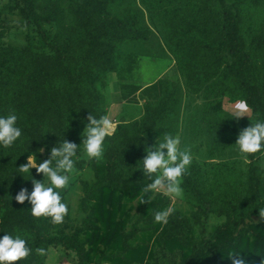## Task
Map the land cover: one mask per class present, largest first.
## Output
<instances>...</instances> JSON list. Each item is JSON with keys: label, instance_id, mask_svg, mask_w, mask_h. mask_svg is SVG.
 <instances>
[{"label": "trees", "instance_id": "16d2710c", "mask_svg": "<svg viewBox=\"0 0 264 264\" xmlns=\"http://www.w3.org/2000/svg\"><path fill=\"white\" fill-rule=\"evenodd\" d=\"M146 3L161 32L149 26L138 0H11L1 10L35 26L44 39L45 26H56L47 52L0 44V116L15 114L22 132L11 147L0 145V239L19 235L32 249L17 264H92L84 235L96 230L91 224L94 202L106 189L140 193L150 183L142 160L164 134L178 135L172 122L178 119L181 95L204 101V136L213 161L220 152L238 150L242 129L264 122V0ZM156 36L174 58L186 95L162 80L157 102L142 99L143 115L118 124L105 139L102 159L86 160L82 143L87 117L108 114L101 83L125 68L126 43L150 46ZM225 99L246 100L252 120L233 117L223 108ZM64 139L78 146L74 170L88 171L91 178L80 181L76 215L71 216L62 196L68 215L62 224L53 225L50 218L33 217L28 201H16L21 188L33 190L32 176L44 179L36 169L31 176L19 174L18 168L30 155L38 162L49 159L51 148ZM263 153L248 156L245 169L214 162L208 174L193 161L181 188L194 207L189 214L175 210L169 217L156 237L152 264H219L230 252L255 254L262 264L264 222L257 220L259 208H264V168L256 161ZM141 223L138 219L131 232L123 234L124 249L111 257L118 259L132 249L129 242L143 232ZM176 247L188 253L177 258ZM37 248H44L46 255H38Z\"/></svg>", "mask_w": 264, "mask_h": 264}, {"label": "rangeland", "instance_id": "374dc122", "mask_svg": "<svg viewBox=\"0 0 264 264\" xmlns=\"http://www.w3.org/2000/svg\"><path fill=\"white\" fill-rule=\"evenodd\" d=\"M7 3H11V0H0V44L4 43L15 47L30 45L36 50L47 52L48 42L51 41L56 31V26H45L46 38L44 39L35 26L28 24L18 15L2 13L1 10ZM138 3L145 10L149 26H151L153 31L161 32V24L154 18L152 6L146 3V0H138ZM123 47L128 55H133L140 60V67L131 63L137 80H152L171 63L170 54L168 53L169 55H167L163 51V47H160L159 43L155 44V41L150 46L142 42H129ZM138 72H140V75ZM181 97L182 101L178 107V119L172 122V125L178 130V135L175 137H179L181 141V150L190 149L192 162L197 161L207 174L211 171L212 164L220 161H228L233 165H237L240 169H245L248 161L240 156L237 149L225 150L217 154L214 161L211 159L204 136L205 123L202 113L204 101L198 97L186 100L184 94ZM236 102L231 103L228 99H225L223 108L234 114ZM182 111H185L184 117L179 115L182 114ZM250 117L251 119L248 116L243 118L251 121L253 118L252 111H250ZM196 131L197 133L195 134ZM162 139L154 141L152 147L157 141L159 142ZM153 150L155 149L153 148ZM166 152L167 150L165 149ZM83 157L86 160H91L86 157L84 152ZM256 163L264 168V153L257 159ZM70 175L69 187L61 192V196L66 198V202L71 209V216L74 217L79 209L82 196L80 181L90 179L91 174L88 171L79 172L73 170ZM152 182L150 180V183ZM153 195L154 198H152ZM158 195L161 197H157ZM163 198L169 197L163 193L145 194L142 191L140 193L132 192L127 194L111 192L108 189L104 190L98 200L94 202L95 212L91 224L96 230L93 229L84 235L87 248L91 252L92 264H152L154 262L155 240L165 224L156 223L154 218H148L154 212L162 211L170 205L174 206L175 210H180L182 214H189L194 207L192 203L184 198L182 193L178 198H169L168 202ZM148 200H150V203H145ZM138 219L142 220L141 228L143 232L129 242L132 249L123 257H118V259L111 257L112 254H120L122 252L124 249L123 234H129L133 224ZM214 222L216 223L217 220H214ZM214 222L212 221V223ZM210 226L213 225L210 224ZM175 250L178 253L177 258L181 257V253H188V250L180 251L178 247ZM242 255L245 256L247 261H251L250 264L260 263L255 254L244 252ZM219 264H231V260L226 257Z\"/></svg>", "mask_w": 264, "mask_h": 264}, {"label": "clouds", "instance_id": "9594fccd", "mask_svg": "<svg viewBox=\"0 0 264 264\" xmlns=\"http://www.w3.org/2000/svg\"><path fill=\"white\" fill-rule=\"evenodd\" d=\"M250 107L246 100H238L234 105L235 118L248 116L250 119ZM17 116L9 114L0 116V145L4 148L11 147L22 132L16 126ZM88 124L83 133L84 153L89 159L100 160L104 154V142L106 137L113 134L115 125L109 115L97 119L93 114L87 117ZM179 137L164 134L163 139L152 147L147 148V155L142 160V171L148 180L143 188V193H163L169 198L180 197L182 193V177L192 162L190 149L181 150ZM238 152L243 159L255 155L264 150V122H255L251 126L239 132L236 144ZM153 148L155 150H153ZM165 149L167 152L165 153ZM78 146L74 142L64 139L59 145L52 147L50 158L38 162L37 157L30 155L25 164L18 168L19 174H31L36 169L37 174H43L44 179L37 180L32 176L33 190L29 193L27 188H21L15 199L19 204L28 201L31 204V214L39 219L50 218L53 225H60L68 215V206L62 202L61 192L69 187L71 173L75 167L74 157L77 156ZM41 152L43 149L40 150ZM154 198V195L153 197ZM150 203V200L145 201ZM175 212L170 205L162 211H157L154 216L156 223L167 224L169 217ZM258 223L264 222V208H259ZM35 252L40 256L46 255L44 248H37ZM32 254V249L27 246L25 239L17 235L15 238L5 234L0 239V264H17L27 259ZM231 264H248L245 256L239 252H230L227 256ZM264 264V260H262Z\"/></svg>", "mask_w": 264, "mask_h": 264}, {"label": "crops", "instance_id": "0c3cea01", "mask_svg": "<svg viewBox=\"0 0 264 264\" xmlns=\"http://www.w3.org/2000/svg\"><path fill=\"white\" fill-rule=\"evenodd\" d=\"M154 41L155 44L159 43L160 47H163V51L167 55L170 54L161 36L154 37L151 44H153ZM123 48L125 68L119 73H110L107 80L100 85L106 97L108 106L107 115L110 116L115 125L113 133L118 124L122 122H131L139 119L143 115L144 105L142 99H147L151 103L157 102L162 93V80L171 82L173 86L180 87L186 95L183 79L171 54L169 56L171 61L169 66L165 67L154 79L143 81L141 79L137 80L134 74V68L131 64L134 63L136 66L140 67V60L133 55H128ZM138 74L140 75V72H138ZM184 113L185 111H182L181 117H184Z\"/></svg>", "mask_w": 264, "mask_h": 264}]
</instances>
